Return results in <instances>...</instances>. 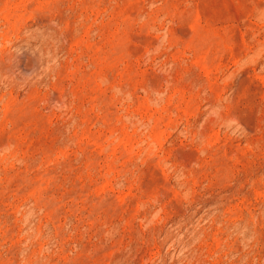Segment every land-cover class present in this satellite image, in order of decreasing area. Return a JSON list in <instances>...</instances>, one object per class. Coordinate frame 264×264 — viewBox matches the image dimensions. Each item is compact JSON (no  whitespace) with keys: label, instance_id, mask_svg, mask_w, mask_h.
Returning <instances> with one entry per match:
<instances>
[{"label":"rangeland","instance_id":"374dc122","mask_svg":"<svg viewBox=\"0 0 264 264\" xmlns=\"http://www.w3.org/2000/svg\"><path fill=\"white\" fill-rule=\"evenodd\" d=\"M0 264H264V0H0Z\"/></svg>","mask_w":264,"mask_h":264}]
</instances>
